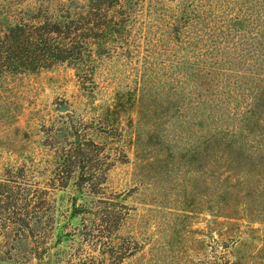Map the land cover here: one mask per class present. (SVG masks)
<instances>
[{
  "label": "rangeland",
  "instance_id": "374dc122",
  "mask_svg": "<svg viewBox=\"0 0 264 264\" xmlns=\"http://www.w3.org/2000/svg\"><path fill=\"white\" fill-rule=\"evenodd\" d=\"M259 9L250 43L227 55L235 86L231 113L250 129L255 155L264 150V4ZM176 54L187 53L178 48ZM199 56L206 65L210 54ZM132 59L104 60L94 70L96 102H110L116 89L133 85L135 54ZM13 85L0 111V181L14 176V200L0 201V264H117L119 255L122 264H264V221L218 214L213 176L177 153L163 167L142 166L133 143L135 115L120 113L112 128L91 124L94 110L72 66L56 64ZM201 90L214 94L211 87ZM81 121L109 152L103 189L95 194L72 170L64 171V186L53 181L60 131ZM173 142L182 149L186 138ZM27 188H37L38 201H26ZM21 213L26 223L18 232L10 222Z\"/></svg>",
  "mask_w": 264,
  "mask_h": 264
},
{
  "label": "trees",
  "instance_id": "16d2710c",
  "mask_svg": "<svg viewBox=\"0 0 264 264\" xmlns=\"http://www.w3.org/2000/svg\"><path fill=\"white\" fill-rule=\"evenodd\" d=\"M263 4L264 0H0V111L17 78L65 63L85 85L94 110L91 124L112 128L120 113L135 115L133 143L142 166L156 162V168L163 167L177 153L192 169L213 176L218 214L244 217L247 224L263 222L264 150L254 154L250 129L235 122L231 113L235 86L232 58L227 56L239 44L250 43L247 35L255 29L252 21ZM178 48L187 54L177 56ZM206 52L210 57L205 65L198 54ZM134 54L138 73L133 85L116 89L110 102H96L94 70L104 60L134 61ZM203 86L214 94L209 96ZM89 127L81 121L60 131L53 181L64 186V171L72 170L76 182H84L95 194L102 192L110 162L105 145ZM183 136L182 149H173V139ZM12 177L7 174L0 181L5 206L14 200ZM37 193V188H27L26 201H38ZM25 219L21 213L10 225L19 232ZM115 259L120 264L122 255Z\"/></svg>",
  "mask_w": 264,
  "mask_h": 264
},
{
  "label": "water",
  "instance_id": "95a60500",
  "mask_svg": "<svg viewBox=\"0 0 264 264\" xmlns=\"http://www.w3.org/2000/svg\"><path fill=\"white\" fill-rule=\"evenodd\" d=\"M61 110L64 111V110H65V107L63 106V107L61 108Z\"/></svg>",
  "mask_w": 264,
  "mask_h": 264
}]
</instances>
